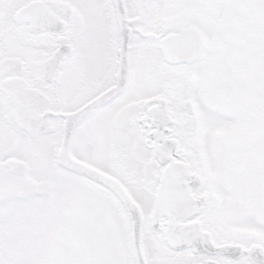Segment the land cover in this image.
Wrapping results in <instances>:
<instances>
[{"label":"snow or ice","instance_id":"snow-or-ice-1","mask_svg":"<svg viewBox=\"0 0 264 264\" xmlns=\"http://www.w3.org/2000/svg\"><path fill=\"white\" fill-rule=\"evenodd\" d=\"M0 264H264V0H0Z\"/></svg>","mask_w":264,"mask_h":264}]
</instances>
